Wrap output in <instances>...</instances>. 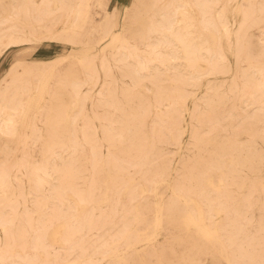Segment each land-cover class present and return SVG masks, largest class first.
<instances>
[{"label":"rangeland","instance_id":"374dc122","mask_svg":"<svg viewBox=\"0 0 264 264\" xmlns=\"http://www.w3.org/2000/svg\"><path fill=\"white\" fill-rule=\"evenodd\" d=\"M11 1L0 0V47L12 35L40 39L74 27L75 15L59 9V0H49L50 11L40 0L29 1L27 17L11 10ZM131 1L101 0L106 10L121 13L123 29L115 36L103 34L106 14L95 0L82 16L97 72L79 64L80 44H53L62 58H71L59 69L72 68L90 97L71 110L69 121L36 140L21 122L23 113H15L16 135L7 142L0 136V166L19 174V184L44 172L58 153L65 162L73 156L75 168L68 179L75 192L68 184L62 203H54L44 220L37 219L33 198L23 207L0 195L6 203L0 214L16 212L8 231L27 241L26 249L7 250L2 264L35 256L43 264H264V0H250L249 8L243 0L246 12L236 10V0H214L213 25L206 28L195 9L190 36L203 44L204 57L174 64L152 61L145 22L138 19L145 5L128 8ZM241 36L246 47L240 51ZM36 47L30 42L4 53L3 88L14 63L40 62ZM110 55L105 72L103 59ZM135 63L151 71L134 74ZM28 87L23 104L39 90L35 76ZM57 131L64 148L53 144ZM70 142L74 155L66 151ZM28 189L36 192V184ZM8 192L13 196L11 187ZM197 204L210 235L187 224ZM35 244L39 249H32Z\"/></svg>","mask_w":264,"mask_h":264},{"label":"bare ground","instance_id":"6f19581e","mask_svg":"<svg viewBox=\"0 0 264 264\" xmlns=\"http://www.w3.org/2000/svg\"><path fill=\"white\" fill-rule=\"evenodd\" d=\"M29 1L34 2L36 0H12L10 3L11 10L24 14V16L27 17V11L30 6ZM92 1L93 0H77L75 1V5H73L71 0H59V9H70V11L75 15V24L70 33L65 32L63 34H56L49 31L43 38L40 39H28V36L24 38L23 36L17 37L18 35H12L6 41L1 43L2 47H0V58L8 49L12 50L13 48L20 47L21 45L34 42L36 46H38L35 48V50H38V53L36 54V58L34 60L40 61L36 64H33L32 62L25 63L23 60L18 61L16 64L12 63L13 65L7 71L6 75L10 77V82L4 88L2 87V84L6 77L1 78L0 136L4 137V140H6L5 142H7L8 138L14 137L17 133L16 127L17 123L20 121H18L15 117V113H23L24 117L21 122L27 124V126L31 128L30 136L36 140H42L44 135L50 132L49 129L52 125L59 128L61 122L66 124L71 117V110L79 105L80 102L85 103L89 100L90 97L85 96L82 93L81 87L83 84L75 80L72 68L71 70L69 68L66 71H64V69H59L61 63H64L71 58L68 56L62 58L61 54L54 50L55 45L53 44H67L70 46L80 44L81 49L83 50V59L79 60V64L86 66L95 72L98 71L97 63L95 62V54L90 50H86L88 47V37L91 33L88 31H82L81 26L82 16L89 10L90 5H92ZM133 1L134 0L131 1L130 5H128V8L132 5H145V11L139 15L138 19L145 22L144 24L146 25L147 33L149 35V39L151 40L149 45L151 47V51L155 54V59H152V61L156 60V58H163L164 61L169 64H174L179 60L190 63V59L192 57H204L203 44L197 46L190 36L192 34V20L195 18V16L191 15V13L195 11V9L199 11V21L203 27L206 28L213 25L210 10L212 7L211 3L213 4L214 0H169V4L166 6L165 3L164 5L162 4L164 0H135V3ZM236 1V10L239 12H246L247 7H245L242 3L243 0ZM48 2L49 0H40V3H46L45 9L50 11L52 9L49 8ZM93 4H96L100 10L105 11L106 16L101 26V30L105 36H115L119 30L123 29V26H121L120 11L116 15L115 12L111 13L109 10H106V4L102 3L101 0H95ZM251 5V1L249 0L248 8ZM221 14L222 11L218 12L216 14L217 17H215L219 18L221 17ZM3 22L4 20L0 18V23ZM239 40V48L241 51L246 46L243 43V36L239 37ZM258 49H260V47ZM53 50L55 52H53ZM125 56L126 58L129 57L127 54ZM110 57L112 58V55L105 56L103 59L102 69L105 72L111 70L108 66V61L111 59ZM135 66L136 67L132 73L137 75L142 74L144 71H151V67L149 65L144 66L143 63H135ZM33 76H35L39 82V90L35 93V95L32 94L29 97L26 104H23V97L27 94L30 95V87H28V84ZM106 77H108L107 74ZM50 81H53V86L51 88H49ZM47 94H49V98L45 99ZM37 123H40L41 125L38 126ZM59 134L60 133L58 131L55 133V141L53 144H59L62 148H64L63 145L65 144L58 140L60 137ZM5 144L8 145V143ZM6 147L8 148L9 146ZM67 150L71 151L74 155L75 142H70L69 146L66 148V151ZM9 151H11L10 148ZM72 154L70 156H72ZM61 155L58 153L51 163L45 164L44 172H41L36 177L28 176L22 184H19V174H15L13 171H10L7 166H0V195L7 198L8 202H12L23 207L29 204V198H33V206L35 207V210L39 211L37 214L38 220H44L47 216H52L53 204L57 202L62 203L64 197L63 192L68 184L69 186L71 185V183L68 182V179L71 178L70 180H72V178H75L73 156L72 159L68 156L70 162H65L63 161L64 158L62 159ZM66 159L68 160V158ZM32 182L36 184V192L28 189V187H30V183L32 184ZM20 186H25L26 189H19L21 188ZM10 187L12 188L13 196H11L8 192V188ZM71 188L73 192H75L73 185H71ZM5 204L6 203L3 202L0 203L1 206H4ZM195 208L197 212L196 217H187V224L199 227L200 232L203 235H210V231L204 224L205 217L203 209L199 204H197ZM15 214L16 212L14 211L11 216H6L5 213L0 214V226L5 234V237L0 239V242H4L3 246L0 244V264L5 262L4 257L6 256V251L13 249L15 245L22 249L27 248L26 240L22 239L18 242L16 237L14 238V234L8 231L9 229L7 228V225L12 224L15 221ZM6 217L8 218L7 220L5 219ZM160 220L161 217L158 215L157 222H160ZM36 239L40 240L41 238L39 237ZM32 249L37 250L39 248L35 244ZM103 256L107 257V254H104ZM116 258L119 259L120 257L116 256ZM43 263L44 262L36 259L35 256V258H22L20 264ZM84 264L91 263L84 261Z\"/></svg>","mask_w":264,"mask_h":264}]
</instances>
